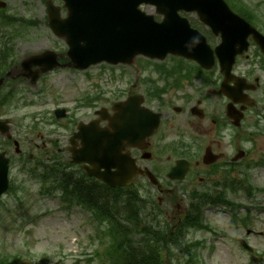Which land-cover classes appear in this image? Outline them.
Instances as JSON below:
<instances>
[{
    "label": "rangeland",
    "instance_id": "374dc122",
    "mask_svg": "<svg viewBox=\"0 0 264 264\" xmlns=\"http://www.w3.org/2000/svg\"><path fill=\"white\" fill-rule=\"evenodd\" d=\"M4 1L7 2L10 12L40 22V27L37 26L26 41L15 45L18 58L54 45L51 33L49 34L43 26L45 8L41 0ZM247 1L257 3L260 0ZM148 11L152 12L151 9ZM83 74L91 76L92 81L87 80ZM138 75V72L135 74L127 67H117L113 72L109 69L94 67L78 76L60 73L52 76V86L45 90L43 97L34 95V89H30L29 92H25L26 99L18 108H7L1 112V115L12 123L13 133L23 145L29 139L35 142L37 140L35 133H28L27 128L31 126L32 120H35L34 114L37 110L41 112L51 110L56 103L63 104L64 107L74 106L84 92L94 90L97 86L108 98H112L115 91L124 89ZM114 76L117 77L116 81ZM23 148H26L25 145ZM12 156L15 157L13 153ZM258 157L256 155L250 160L256 161ZM15 159L17 160L16 157ZM10 177L15 182V186L25 182L21 191L23 194L20 196H26V201L25 204H17L14 201V194L5 197V206H2L0 210H7L12 206L14 209L12 214L5 211L2 213L4 226L0 228V253L17 252L25 258L24 262L27 264H97L92 244L95 241L94 225L88 214L78 210L65 213L60 210L58 200L51 197H38L37 184L20 175L16 165H13ZM252 177L253 182L264 187V168L255 169ZM259 199L264 202V195L258 194L251 200H244L242 204ZM258 213L257 210L251 211L254 218L264 216L263 213ZM206 216L209 224L216 231H225L228 236L221 235L215 238L212 234L201 231L194 234L195 238L206 242L205 249H202L200 253L203 264H252L250 261L256 258L255 254L262 252L260 249L264 246V238L258 235L249 238V243L258 251L253 256H248L238 247L235 240L245 237L244 230L230 228L228 213L224 207L210 209L206 212ZM11 220L12 226L9 222ZM257 220L251 221L250 229L256 233H264V223ZM211 243L214 247L210 246ZM262 261L264 264V259Z\"/></svg>",
    "mask_w": 264,
    "mask_h": 264
},
{
    "label": "water",
    "instance_id": "95a60500",
    "mask_svg": "<svg viewBox=\"0 0 264 264\" xmlns=\"http://www.w3.org/2000/svg\"><path fill=\"white\" fill-rule=\"evenodd\" d=\"M76 10L80 12H87L89 14L88 21L86 23V26L81 29L77 35L74 37V40L77 38H84L86 40V52L88 55H101L100 50L101 48L105 47V42L111 41L109 43V46L111 47H119L121 39H124V37H128L132 40L133 31H125L124 27H117L112 25V23L108 22H102L100 23L99 20V13L100 10H102V7H105V2L102 0H78L76 3ZM103 5V6H102ZM124 5H127L125 3ZM122 5V6H124ZM121 14H124L125 20H130L133 17L132 20L136 19V12L133 10H121ZM76 21V23H80V14L79 12L74 13V15L71 16L70 22L73 24V22ZM116 31V36L113 38H105L106 34L112 33ZM139 39L143 40V37L139 35ZM71 41V44L73 45V41ZM153 41V42H152ZM152 45L155 47H159V41L157 39V34L153 32L152 36ZM91 57V56H90Z\"/></svg>",
    "mask_w": 264,
    "mask_h": 264
},
{
    "label": "trees",
    "instance_id": "16d2710c",
    "mask_svg": "<svg viewBox=\"0 0 264 264\" xmlns=\"http://www.w3.org/2000/svg\"><path fill=\"white\" fill-rule=\"evenodd\" d=\"M136 198H138L137 195H135ZM124 207L129 208L127 211H129L132 214V218L139 217V212L141 210L140 207H138L137 204L134 203V205H131L129 203H125ZM134 227L138 228L140 227L141 229L145 230L146 227L144 225L139 226L138 224H133ZM155 254L154 252L149 253L148 249H144L139 252V255L130 261H124V264H159L155 259Z\"/></svg>",
    "mask_w": 264,
    "mask_h": 264
},
{
    "label": "flooded vegetation",
    "instance_id": "af4514ba",
    "mask_svg": "<svg viewBox=\"0 0 264 264\" xmlns=\"http://www.w3.org/2000/svg\"><path fill=\"white\" fill-rule=\"evenodd\" d=\"M56 141L59 142V140H56ZM66 145H68V140H67V142H65L61 147H62V148H65V150H67Z\"/></svg>",
    "mask_w": 264,
    "mask_h": 264
},
{
    "label": "bare ground",
    "instance_id": "6f19581e",
    "mask_svg": "<svg viewBox=\"0 0 264 264\" xmlns=\"http://www.w3.org/2000/svg\"><path fill=\"white\" fill-rule=\"evenodd\" d=\"M102 208H103L104 210H107V209H108V205H107V204H102Z\"/></svg>",
    "mask_w": 264,
    "mask_h": 264
}]
</instances>
